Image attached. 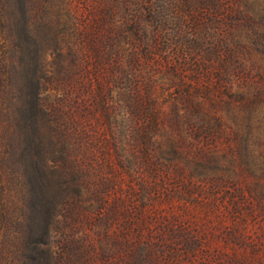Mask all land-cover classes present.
Masks as SVG:
<instances>
[{"label": "rangeland", "instance_id": "obj_1", "mask_svg": "<svg viewBox=\"0 0 264 264\" xmlns=\"http://www.w3.org/2000/svg\"><path fill=\"white\" fill-rule=\"evenodd\" d=\"M11 10L0 28V264H17L25 193L8 142L15 72L39 81L65 134L52 153L49 264H264V0H42L27 22ZM159 12L181 18L179 38L172 26L158 35ZM88 81L122 106L109 119L84 114ZM73 96L91 146L58 118Z\"/></svg>", "mask_w": 264, "mask_h": 264}, {"label": "trees", "instance_id": "obj_2", "mask_svg": "<svg viewBox=\"0 0 264 264\" xmlns=\"http://www.w3.org/2000/svg\"><path fill=\"white\" fill-rule=\"evenodd\" d=\"M12 1L26 22L30 10L35 8L36 14H41L42 0H0V28L10 22ZM30 2L32 3L30 4ZM161 13H157L155 20L158 25V35L167 32L165 29L161 30L163 26H172L171 31L179 38L180 26L183 22L181 18L175 16L170 19V16ZM186 13H193V11L186 10ZM110 15V18H113L115 14ZM84 73L86 76L89 75L88 70H85ZM11 79V100L8 109L12 115L13 129L8 142L25 187V193L21 200L22 206L16 210L18 212L17 217L20 218L16 223L15 249L18 252L16 260L17 264H49L50 253L47 240L57 215L59 203L58 193L53 190L55 183L51 178L54 163L52 153L57 141L62 142L61 138H64L65 134L63 131H55V118L51 115L52 108L49 109L50 107L45 105L44 99L41 97L43 89L39 81L28 76L21 80L18 72H15ZM89 81L85 84L84 90L86 93L92 94V102L89 107H85L84 114L91 115L95 113L96 109H100L109 119L115 110L122 106L118 105L115 108L112 102L108 104L103 97L104 86L99 84L98 90L94 92ZM68 94L69 92H67ZM76 99L77 96H73L67 97L63 101L62 104L67 107V110L62 117L58 116V118H65L69 121L71 125L69 135L77 133L76 141L91 146L88 132L84 130L81 123L75 121ZM191 108L196 109L195 107ZM125 109L128 111L129 121H131L127 127V132L132 135L136 130L137 116L134 110L128 106ZM122 132L124 131L118 130V134ZM102 155L104 159L103 151Z\"/></svg>", "mask_w": 264, "mask_h": 264}]
</instances>
